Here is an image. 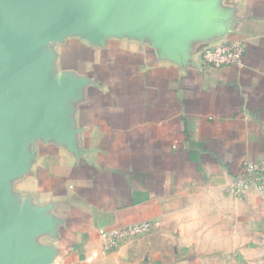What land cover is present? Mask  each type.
<instances>
[{"label":"crops","instance_id":"0c3cea01","mask_svg":"<svg viewBox=\"0 0 264 264\" xmlns=\"http://www.w3.org/2000/svg\"><path fill=\"white\" fill-rule=\"evenodd\" d=\"M161 22L67 29L31 57L63 85L60 125L28 127L4 209L46 264H264V191L231 190L264 161V0H154ZM160 19V18H159ZM245 43L241 65L205 47ZM151 223L118 247L101 229Z\"/></svg>","mask_w":264,"mask_h":264},{"label":"water","instance_id":"95a60500","mask_svg":"<svg viewBox=\"0 0 264 264\" xmlns=\"http://www.w3.org/2000/svg\"><path fill=\"white\" fill-rule=\"evenodd\" d=\"M153 1L0 0V264H46L48 259L21 244L26 226L35 221L4 209L9 197L4 183L16 172V147L24 131L60 125L55 100L66 86L39 81L41 63L31 55L67 29L97 34L171 17Z\"/></svg>","mask_w":264,"mask_h":264},{"label":"built area","instance_id":"2783aa9c","mask_svg":"<svg viewBox=\"0 0 264 264\" xmlns=\"http://www.w3.org/2000/svg\"><path fill=\"white\" fill-rule=\"evenodd\" d=\"M245 43L240 40L224 41L208 45L201 53L202 61L210 68H220L231 65H241L245 54ZM255 187L264 191V161L246 159L243 162L242 172L237 175L232 191ZM151 223H136L112 229H101L102 237L109 239L113 247H118L122 242L141 236L148 232Z\"/></svg>","mask_w":264,"mask_h":264},{"label":"rangeland","instance_id":"374dc122","mask_svg":"<svg viewBox=\"0 0 264 264\" xmlns=\"http://www.w3.org/2000/svg\"><path fill=\"white\" fill-rule=\"evenodd\" d=\"M146 233H147V232H146ZM146 233H145V234H146ZM143 235H144V234H143Z\"/></svg>","mask_w":264,"mask_h":264}]
</instances>
